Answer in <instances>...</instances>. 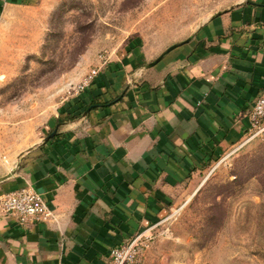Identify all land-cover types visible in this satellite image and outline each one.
<instances>
[{"label": "crops", "instance_id": "crops-1", "mask_svg": "<svg viewBox=\"0 0 264 264\" xmlns=\"http://www.w3.org/2000/svg\"><path fill=\"white\" fill-rule=\"evenodd\" d=\"M35 1L0 0V48L11 13ZM263 33L264 0H236L151 66L127 45L103 60L0 176V193L31 185L51 211L27 224L0 216V264H106L112 246L196 189L264 93Z\"/></svg>", "mask_w": 264, "mask_h": 264}, {"label": "rangeland", "instance_id": "rangeland-1", "mask_svg": "<svg viewBox=\"0 0 264 264\" xmlns=\"http://www.w3.org/2000/svg\"><path fill=\"white\" fill-rule=\"evenodd\" d=\"M234 1L36 0L11 13L0 48V176L103 60L126 45L152 60ZM237 144L185 194L172 236L151 242L155 256L142 264H264V132Z\"/></svg>", "mask_w": 264, "mask_h": 264}, {"label": "built area", "instance_id": "built-area-1", "mask_svg": "<svg viewBox=\"0 0 264 264\" xmlns=\"http://www.w3.org/2000/svg\"><path fill=\"white\" fill-rule=\"evenodd\" d=\"M98 69L99 67L93 68L84 76L75 88V93L82 91L91 83ZM245 114L248 117V126L244 137L251 138L262 134L264 132V93L251 100ZM238 146L239 144L230 148L224 153L223 158ZM185 203L186 200L171 202L163 216L142 226L128 239L112 246L108 251L106 264H142L143 257L154 239L172 236V223L181 214ZM50 213L47 202L31 185L0 193V216H13L18 222L27 224L44 220Z\"/></svg>", "mask_w": 264, "mask_h": 264}, {"label": "water", "instance_id": "water-1", "mask_svg": "<svg viewBox=\"0 0 264 264\" xmlns=\"http://www.w3.org/2000/svg\"><path fill=\"white\" fill-rule=\"evenodd\" d=\"M174 45L175 44H171V45H169L167 48H166V50H169V49H171L172 47H174ZM159 58H160V55L159 56H157L156 58H154L153 60H151L150 62H148V66H151V65H153V64H155L158 60H159ZM55 131H56V129H53L46 137H45V139H48L49 137H51L52 135H54V133H55Z\"/></svg>", "mask_w": 264, "mask_h": 264}, {"label": "trees", "instance_id": "trees-1", "mask_svg": "<svg viewBox=\"0 0 264 264\" xmlns=\"http://www.w3.org/2000/svg\"><path fill=\"white\" fill-rule=\"evenodd\" d=\"M108 102H110V101H108ZM108 102H105V103H108Z\"/></svg>", "mask_w": 264, "mask_h": 264}]
</instances>
